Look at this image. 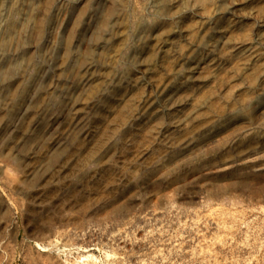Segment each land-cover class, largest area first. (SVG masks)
Here are the masks:
<instances>
[{
	"label": "rangeland",
	"instance_id": "obj_1",
	"mask_svg": "<svg viewBox=\"0 0 264 264\" xmlns=\"http://www.w3.org/2000/svg\"><path fill=\"white\" fill-rule=\"evenodd\" d=\"M0 264H264V0H0Z\"/></svg>",
	"mask_w": 264,
	"mask_h": 264
},
{
	"label": "bare ground",
	"instance_id": "obj_2",
	"mask_svg": "<svg viewBox=\"0 0 264 264\" xmlns=\"http://www.w3.org/2000/svg\"><path fill=\"white\" fill-rule=\"evenodd\" d=\"M163 7H160V10H162ZM102 24L103 25H106L107 24V21L104 19L102 21ZM42 25H43V22L42 20L41 21H37V26H36V35H40L41 31H42ZM35 28V27H34ZM35 31V30H34ZM149 33V32H148ZM9 39V38H8ZM8 39H6L8 41ZM5 39L3 40V43H7ZM39 134V133H38ZM39 136V135H38ZM24 152V151H23ZM17 157V156H16ZM20 161V164L22 160H19ZM24 162V161H23ZM86 182V181H85ZM30 184V183H29ZM75 184V183H74ZM57 185V184H56ZM87 187V186H86ZM80 189V188H79ZM87 189V188H86ZM88 190V189H87ZM93 190V189H92ZM86 191V190H85ZM89 191V190H88ZM54 192V191H53ZM58 192V191H57ZM83 193V192H82ZM74 194V193H73ZM53 197V196H51ZM83 198V197H82ZM86 199V198H85ZM63 205V204H62ZM60 210V209H59ZM34 211V210H33ZM36 212V211H35ZM53 219V218H52Z\"/></svg>",
	"mask_w": 264,
	"mask_h": 264
}]
</instances>
